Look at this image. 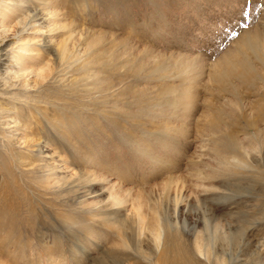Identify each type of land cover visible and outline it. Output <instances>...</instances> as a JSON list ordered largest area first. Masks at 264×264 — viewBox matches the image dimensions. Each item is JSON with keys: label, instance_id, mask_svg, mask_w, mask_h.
<instances>
[{"label": "rangeland", "instance_id": "rangeland-1", "mask_svg": "<svg viewBox=\"0 0 264 264\" xmlns=\"http://www.w3.org/2000/svg\"><path fill=\"white\" fill-rule=\"evenodd\" d=\"M15 7L0 264H264V0Z\"/></svg>", "mask_w": 264, "mask_h": 264}, {"label": "bare ground", "instance_id": "bare-ground-1", "mask_svg": "<svg viewBox=\"0 0 264 264\" xmlns=\"http://www.w3.org/2000/svg\"><path fill=\"white\" fill-rule=\"evenodd\" d=\"M19 0H0V4L2 5V4H4V5H6V6H8V8H10V9H12V11H15V9H16V2H18ZM23 2H24V0H23ZM8 8H6L5 9V11H6V13H0V15H1V17L3 16V22H5L6 20H7V18L9 17L8 16V13H7V11L9 10ZM4 11V12H5ZM10 11V10H9ZM12 11H10V12H12ZM37 14V13H36ZM38 15V14H37ZM29 16V15H28ZM40 16H41V14H40ZM30 17V16H29ZM1 24V23H0ZM24 52H29V51H31V49H24L23 50ZM4 52V51H3ZM22 53V52H21ZM27 54V53H26ZM1 55V54H0ZM11 124V123H10ZM11 127V126H10ZM153 236H155V235H153ZM180 259V258H179Z\"/></svg>", "mask_w": 264, "mask_h": 264}]
</instances>
